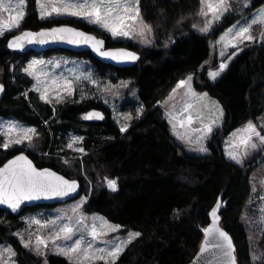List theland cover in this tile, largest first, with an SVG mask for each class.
Here are the masks:
<instances>
[{"label": "trees", "instance_id": "obj_1", "mask_svg": "<svg viewBox=\"0 0 264 264\" xmlns=\"http://www.w3.org/2000/svg\"><path fill=\"white\" fill-rule=\"evenodd\" d=\"M239 1L209 33L202 34L193 29L201 21L200 0H139L140 14L153 31V44L138 50L140 58L131 67L102 64L88 52H45L86 58L102 75L105 71L112 72L114 78L130 80L137 87L141 115L124 132L112 120L110 110L94 100H66L53 109L32 91L25 96L31 80L21 71L22 57L5 49L12 33L0 37V70L5 75L0 115L36 127V141L42 154L30 150L26 153L37 166H49L78 179L80 195L88 197L83 205L85 212L100 213L122 227L121 233H141L114 264H187L199 250L203 228L209 224L208 213L219 195L223 204L219 224L232 238L237 264H264L253 261L249 232L242 218L251 191L249 163L238 165L226 159L219 143L209 154L185 152L170 133L166 116L157 104L180 79L188 73H198L210 56L212 40L264 4V0H249L245 7L244 0ZM26 2L21 30L70 23L104 37L108 46L130 47L129 42L112 40L83 21L40 19L35 0ZM256 27L253 35L258 43L245 46L217 80L209 81L204 72L200 74L202 85L198 88L218 100L227 128L256 120L264 112V40L261 28ZM169 39L172 44L166 49L164 44ZM92 108L104 110L105 118L85 120L84 113ZM70 131L82 135V147L87 153L82 160L68 158L70 163H65L56 149ZM19 151L20 147L7 150L0 147V165ZM82 165L93 184L90 191L81 173ZM109 178L116 181L115 190L108 186ZM56 205L59 204L27 207L16 216L0 209V243L11 244L18 264H70L66 257L55 253L48 254L44 262L12 235V230L21 225L18 221L21 214ZM257 246L264 249V232L260 233Z\"/></svg>", "mask_w": 264, "mask_h": 264}, {"label": "snow or ice", "instance_id": "obj_2", "mask_svg": "<svg viewBox=\"0 0 264 264\" xmlns=\"http://www.w3.org/2000/svg\"><path fill=\"white\" fill-rule=\"evenodd\" d=\"M201 9L199 15L205 17L204 26L199 29L202 33H207L211 30L213 24L216 21L223 19L224 15L232 7L230 0H200ZM25 0H18L17 3H13V0H0V13H9L7 19L0 17V36H3L5 32H10L14 28L20 26V22L23 19L25 13L21 10L23 9ZM37 4L40 9V16L44 18L46 16H51L53 13L57 15L67 14L71 16H83L90 23L100 25L102 28L111 32L112 36L128 37L131 36L133 31H138L141 37H145V32H151L152 28L150 25L144 23L140 17V11L138 5L139 0H135V5L122 2V0H59V6L53 2V0H37ZM49 4L51 5L49 7ZM249 0H244V6L247 7ZM15 14L13 15V12ZM211 14V18L209 17ZM133 21L136 23L129 24L126 21ZM138 24V27H137ZM264 26V9L259 10V12L252 18L250 24L237 28L236 25L228 28L225 35L221 36V41H225L227 38V43L231 44L232 47H236L235 42H242L243 40L253 41L255 39L252 34L253 25ZM196 27V25H193ZM47 39H61L67 40L69 43L73 44H90L92 48L97 51L101 56L110 57L114 60H136L138 57L135 53L128 52L125 49H116L110 51H102L104 41L97 39L95 36L89 35L87 33L81 32L77 29L70 28L67 26H62L58 28H51L42 30L39 33L24 32L21 35L14 36L8 43L9 48H22L23 41L27 40L28 43L38 42L45 43ZM261 39L264 40V30L261 31ZM145 42L147 39L145 38ZM223 55V52L221 53ZM232 55H235L233 53ZM231 59V56L228 57ZM44 64L43 61L33 60L29 63L28 67L24 69L25 73L34 77L36 80V85L34 88L37 92L41 93L40 98L45 100V102L51 103L52 97L48 93L49 81L52 85H61V78L50 76L43 68L39 67ZM55 67L59 68L60 65L57 63ZM227 63L222 62L219 65L217 71H210L209 76L215 80L226 68ZM90 80L93 84L96 83L92 79L91 74H84L82 76L74 75L73 78H62V90L71 95L75 92L74 82L79 79ZM192 76L189 75L186 80H180L176 88L172 90L175 94L177 89L185 88V96H190L193 101L202 100L207 97V93L202 95L197 94L191 86ZM4 89L3 85H0V92ZM55 98L57 102L64 99V96L60 92L55 93ZM172 95L169 99H172ZM174 107V106H173ZM189 110H197L194 102H186L183 111L188 112ZM139 111H142L140 109ZM222 110L220 115H222ZM170 119L169 123L172 124L174 134L178 139L186 141L187 143H193L192 137L186 131L181 134L175 132L176 124L173 123L175 117L172 113H168ZM93 117L103 119L101 113L92 112L85 115V119H92ZM131 119V113L126 117ZM187 124L191 125L193 123V115L189 112L186 118ZM214 123V121H213ZM180 127H185V121H179ZM128 125L121 127V132L127 130ZM6 129L3 135L6 137L5 141L0 144V147L8 149L12 144H23L28 141L30 144L33 141V136L38 135L35 128L24 127L18 122L9 121L4 125ZM211 124L206 125L202 129H194L193 131L201 132L204 135L196 137L195 142L199 144L197 149L200 152H207L208 149L203 143L204 136L212 132ZM244 135L241 136L239 145L244 146L245 151L243 155H247V149H257L258 145L252 142L253 136L259 138L260 144L264 145V135L261 134L260 130H257L255 124L249 121L246 128L243 130ZM236 135V134H233ZM82 140V137H73L72 143L68 144L69 148L73 147V144ZM234 147H236L234 145ZM83 152V148L77 149ZM229 158L236 161L237 163H242V157L236 151H230L227 153ZM68 163V161H65ZM107 179V178H105ZM108 186L115 190L116 181L108 180ZM79 187L76 180L65 179L64 176L58 175L57 173L51 171L50 169H37L31 160L27 156L21 153L20 155L9 160L7 163L0 167V204H6L13 212L20 208L24 201H31L34 199H39L43 197L51 196H68L70 193L75 192ZM255 191V189H253ZM88 197L84 196L79 202L71 207L70 211L73 216H66L62 214L58 216L57 220H62L67 218L66 223L61 224L54 233L50 234L47 239L37 236L36 244L34 247L31 246V241H25L21 237V242L25 248L34 250L37 254L41 253V246L47 248L48 241L53 242L54 249L58 254L66 256L70 264H93L96 260H104L107 264L108 258H111L113 264L118 258L119 254L124 250V248L130 244L135 238L141 236L140 232H129L126 240H117L115 242L103 240L104 236H107L110 232H115L119 230V225H110L107 221L101 220L99 224L96 223L95 218L91 225L85 223L87 217L83 214V205L87 202ZM264 199V197H261ZM221 204L217 201L216 207H214L210 213L213 218L212 224L204 229L205 241L204 245L201 247V253L209 251V248L214 250V264H236V258L234 255L235 247L232 243V238L229 234L222 228L218 227L217 221V211ZM264 213V208L260 210ZM74 218V223H73ZM49 222L45 221L44 224L47 225ZM53 226H56V220L50 222ZM29 224L40 225L41 221L39 219L32 218L29 220ZM83 230V231H81ZM77 233L80 235L77 237ZM85 234L90 239H86ZM63 239L66 242H71L65 244V246H60L56 244L57 240ZM101 241L104 243L105 247H97L96 242ZM5 254L7 259H5ZM17 253L11 246L0 245V264H15L13 257Z\"/></svg>", "mask_w": 264, "mask_h": 264}, {"label": "rangeland", "instance_id": "obj_3", "mask_svg": "<svg viewBox=\"0 0 264 264\" xmlns=\"http://www.w3.org/2000/svg\"><path fill=\"white\" fill-rule=\"evenodd\" d=\"M17 2L18 0H13V3H17ZM35 2H36L38 16L40 19L44 20V19L55 18V19H75L78 21H83L84 23H87L88 25H93L97 31H99L100 33L106 34L112 40L119 39L125 42H129L130 48H134L137 51L141 49L142 47H148L153 44V31L151 32L146 31L145 37H141L138 31H135V30L133 31L132 35L128 37H121V36L114 37L112 36L111 32L102 28L100 25L90 23L88 19H86L83 16H71L67 14L57 15L53 13L51 16H46L44 18H41L40 9H39V5L37 4V0H35ZM53 2L56 3L57 6H59V0H53ZM122 2L135 5V0H122ZM230 3L232 7L230 8L229 11H233L234 3H240V1L230 0ZM26 6H27V2L25 0L24 7L23 9H21L25 14H26ZM50 6L51 5L49 4V7ZM261 9H264V4L254 9L249 14L238 19L234 23H232L221 34H219L214 40H212L211 42L212 48H211L210 56L204 62V64L200 67L199 69L200 72L198 71V73H188L184 78L180 80H186L187 77L191 75L192 80L190 83H191L192 89L197 94H200V95H202L203 93H207L206 91L199 90L198 88L199 86L202 85V75H200L202 72H204L203 75H205V77L209 81L213 82L217 80L225 70L215 80H213L209 76L210 71H217L219 69V65L222 62L227 63L229 65L230 62L245 48V46L258 43V40H256V38L253 41H248V40H243L242 42L234 41L233 43H236L237 46L232 47L231 44L227 43V38L225 39V41H221V36H224L227 29L232 27L233 25H236V27L239 28V27L245 26L246 24H250L252 21V18L256 16V14ZM14 14H15V11L13 12V15ZM8 16H9V13H0V17L4 19H7ZM140 17L142 21L146 23L145 20L142 18L141 14H140ZM208 18H211V14H209ZM205 19H206L205 17L201 16V21L194 24L196 25V27H193V29L196 32L202 33L199 31V29L204 26ZM126 23L133 24L136 22L129 20V21H126ZM256 26L261 28V31L264 30V26H261L258 24L253 25L252 34H254L255 32V29L257 28ZM137 27H138V24H137ZM19 31H21L20 27L14 28L10 32L6 31L5 34L12 33L11 35H14L18 33ZM207 33H202V34H207ZM145 38L149 42H145ZM171 44H172V39H169L165 42L164 46L166 49H168L170 48ZM222 52H223V55H221ZM233 53H235V55H232ZM20 55L22 57L21 59H19L21 61L20 63L21 71L31 80V85L24 92L25 96L28 95L29 91H32L35 95H37L40 101H42L43 103L49 104L53 109H57V106H59L62 102L66 100L75 101V102L77 101L79 102L82 100H88V99L94 100L95 102L100 103L101 105H103L104 107L110 110V115H111L112 120L117 125H119L120 129L124 125L130 126L132 120L134 118H138L141 115V111H139L141 109V105L138 103V99H137V91H138L137 87L133 86L130 80H124V79L121 80V79L114 78L113 76L115 74L112 72L105 71V74L102 75L99 72V70L95 68L94 64L86 58H83L80 56H74V55H66V54L58 53V52L51 53V54H46L45 52H42V53L29 52V53H24ZM229 56H231V59H228ZM33 60L43 61L44 64L40 65L39 67L43 68L47 73H49L50 76L61 78V85H62V78H73L74 75L82 76L84 74H89V73L91 74L92 79L96 81V83L93 84L90 80H86L83 78L79 80H75L74 82L75 92L71 95H68L67 92L62 90L61 85H52L51 82L49 81L47 94L50 97H52V102L51 103L45 102V100H42L40 98L41 93L37 92L34 88V85H36V80L34 79V77L28 75L24 71V69L28 67L29 63H31ZM57 63L60 65L59 68L55 67ZM3 76H5L4 71L0 70V82L2 83H4ZM177 83L168 91V93L161 100H159L157 104L163 110L166 116V120L168 122V129L170 133L173 135V137L175 138V140L178 142L180 147L189 154L205 155V154L212 153L213 148H216L217 143H219L226 159L238 165H243L244 163L246 165L247 163H249L247 167L249 168L251 167V171L248 176V181H249L251 191H250L249 198L247 201V206H246L247 210H245V214L243 215L242 218L249 232V242L251 244V256L253 257V261L256 262L257 260H260L264 262V249L262 247L257 246L259 242V235L261 232H264V213L260 211L262 208H264V199H261V197H264V145L260 144L258 137L253 136L252 142L257 143L258 147L257 149H251L250 147H248L247 155H243L245 151L244 146L239 145L240 138L241 136L244 135L243 130L246 128L249 121L255 124L257 127V130H260L261 134L264 135V112L263 114L258 116L256 120H248L242 124L227 128L225 126L224 110L216 98L210 96L207 93V97H204L202 100L193 101L190 96L184 95L186 89L183 87L180 89H177V92L173 94L172 90L176 88ZM56 92H60L61 95L64 96V99L57 102L55 98ZM170 95H172L173 97L172 99H169ZM186 102H194L195 107L196 109H198V111L197 110H189L188 112L183 111ZM221 110L223 113L222 115H220ZM189 112H191V114L193 115V123L191 125H188L187 120H186L187 116L189 115ZM129 113H131V119L126 118ZM168 113H172V115L175 117V119L173 120V123L176 124L175 132H179L183 134L187 131L188 134L192 137L193 143L189 144L186 141H182L177 138V136L174 134L172 124L169 123L170 117ZM180 120L185 121V127L183 128L180 127V124H179ZM9 121L18 122L20 125L24 127H30V128L36 129L35 126L25 124L11 117H2L0 115V144H2L6 139V137L3 135V132L6 130L4 128V125H6ZM209 124H211L213 130L210 134L205 135L203 139V143L205 147L208 149V151L200 152L197 150L199 148V144L196 143L195 140L197 136L204 135V134L201 132L193 131V130L202 129L206 125H209ZM233 134H236V135H233ZM37 137L38 135L33 136V141L31 144L28 141H25L23 144H12L9 146V148L20 147L22 151L26 152L27 150H30L33 153H38L39 155H41L42 153L38 150L39 144L36 141L38 139ZM73 137H82V135L74 131L68 132L64 138V141L60 143L58 148L56 149V152L60 151L59 156L61 157V160L64 162L68 161V163H70V160L68 158H77L79 160H82L84 155L87 153L86 150L82 147V140L74 143L72 148L68 147V144L72 143ZM216 138L218 139V142H216L215 144L214 140ZM234 145L236 147H234ZM79 148H83L84 151L83 152L78 151L77 149ZM4 150H7V149H4ZM63 151L65 152L67 151L68 154L67 155L61 154ZM230 151H236L238 154H240L243 162L237 163L236 161L230 159L227 154ZM260 158L261 160H259ZM81 173L83 177L85 178L84 180L87 183L86 186H88L89 191H90L93 184H92L90 177L85 172V168L83 165H82ZM108 180H112V179L109 178ZM253 189H255V191H253ZM84 196L85 195H80L78 198L72 201H68V202L56 205L52 208H37L28 213L21 214L18 220L20 221L21 225L19 227H15V229L12 230V235L21 244H22L21 237H23L25 241L30 240L31 246L34 247L36 244L37 236H41L47 239L50 234L58 230V227L61 224L68 222L66 217L65 219H62V220H57L56 218L58 216H61L62 214H66V216H73L72 212L70 211L71 207L74 206L77 202H79L81 198ZM82 211H83L84 216L87 217V220L85 221V223L89 225H91L93 218H95L97 224H99L101 220H104V221H107L108 224L110 225H117V224H114L108 221L100 213H97V212L88 213V212H85L84 209H82ZM32 218L39 219L41 221V224L40 225L29 224V220ZM53 220H56V226H53L50 223ZM45 221H48L49 223L45 225L44 224ZM73 223H74V218H73ZM121 229L122 227H120L119 230L115 232H110L107 236H104L102 239L111 241V242H115L117 240H126L129 232L131 231L127 233H121ZM79 235L80 233H77V237ZM85 237L86 239H90V237H87L86 234H85ZM68 243H71V242L70 241L66 242L62 238L56 241V244L60 246H65V244H68ZM0 245H3L5 247L11 246V244L7 242L0 243ZM96 246L105 247L104 243H102L101 241H97ZM127 246L124 248V250L127 248ZM26 249H28V251H30L33 255L40 257L44 262H46V257L48 254L50 253L58 254L57 251L54 249L53 242L51 240L48 241L46 249L44 248V246H41L40 251L43 254H37L36 251L30 250L29 248H26ZM256 256H259V258ZM5 259H7L6 254H5ZM13 260L15 261V264H18L16 260V256L13 257ZM97 261H104V260H96L94 262H97ZM108 262H112L111 258H108Z\"/></svg>", "mask_w": 264, "mask_h": 264}, {"label": "water", "instance_id": "obj_4", "mask_svg": "<svg viewBox=\"0 0 264 264\" xmlns=\"http://www.w3.org/2000/svg\"><path fill=\"white\" fill-rule=\"evenodd\" d=\"M62 26H67L70 28H74L77 29L81 32L87 33L89 35L95 36L97 39L103 40L104 44H103V48L102 51H110V50H116V49H125L128 52H132L135 53L136 56L138 57V59L136 60H114L110 57H104L101 56L97 51H95L92 46L90 44H73V43H69L67 40H61V39H47V41L45 43H38V42H33V43H28L27 40L23 41V47L22 48H9L8 47V43L9 41L14 37V36H18L21 35L24 32H32V33H39L42 30H46V29H51V28H58V27H62ZM5 49L13 51L15 53H19V54H24V53H29V52H33V53H42V52H46V51H53V50H67L73 53H81V52H88L90 53V55L98 60L100 63L102 64H106V65H110L113 67H117V68H125V67H131L133 66L140 58V53L134 49V48H130V47H126V46H108L106 43V40L104 37L96 35L94 32L92 31H87L81 27L75 26L73 24L70 23H58V24H53L51 26H46V27H40L38 29H30V28H25L22 29L21 31H19L18 33L14 34V35H10L5 43ZM0 85L4 86V89L2 92H0V103L3 99L4 96V90H5V85L4 83L0 82ZM92 112H98L101 113L103 116V119L105 117L104 111L100 108H92L87 110L84 113V117L87 113H92ZM87 121H100L102 119L93 117L92 119H85ZM21 153H23V155L27 156L29 160L32 161L33 165L37 168V169H50L51 171L57 173L58 175H62L65 177V179L68 180H76L78 182L79 187L77 188V190L75 192L70 193L68 196H51V197H41L39 199H34L31 201H24L20 208L17 209L15 212H13L11 210V208H9L6 204H0V209H3L9 213H11L12 215H19L25 208L27 207H33V206H38V205H55V204H61V203H65L68 201H72L76 198H78L81 194V185L78 179H72L69 178L67 176H65L63 173L55 170L52 167L49 166H43V167H39L36 165V163L33 161V159L25 152V151H19L13 155H11L10 157H8L3 163H1L0 167H3V165L5 163H7L9 160L13 159L14 157L20 155ZM261 160V158L259 159ZM117 188V185H116ZM217 201L220 202L221 206L220 208L223 206V204L221 203V195H219ZM216 203L214 204V206L210 209L208 216H209V224L203 228V239L201 241L200 247L198 252L196 253V255L187 263V264H214V250L209 248V251L201 253V247L204 245V241H205V234H204V229L208 228L212 222H213V218L210 215L212 209L214 207H216ZM217 211V216L219 217V210ZM219 219L217 221V225L218 227L222 228L219 224ZM223 229V228H222ZM224 231H226L225 229H223ZM227 232V231H226ZM228 233V232H227ZM229 234V233H228ZM230 236V234H229ZM231 237V236H230ZM233 243V241H232ZM234 245V243H233ZM235 247V245H234ZM235 255V252H234ZM237 264V262H236Z\"/></svg>", "mask_w": 264, "mask_h": 264}, {"label": "flooded vegetation", "instance_id": "obj_5", "mask_svg": "<svg viewBox=\"0 0 264 264\" xmlns=\"http://www.w3.org/2000/svg\"><path fill=\"white\" fill-rule=\"evenodd\" d=\"M67 51V50H66ZM70 52V51H69ZM33 53V52H32ZM73 53V52H72ZM104 111V110H103ZM104 114H105V116H106V112L104 111ZM105 118V117H104Z\"/></svg>", "mask_w": 264, "mask_h": 264}, {"label": "crops", "instance_id": "obj_6", "mask_svg": "<svg viewBox=\"0 0 264 264\" xmlns=\"http://www.w3.org/2000/svg\"><path fill=\"white\" fill-rule=\"evenodd\" d=\"M260 7V6H259Z\"/></svg>", "mask_w": 264, "mask_h": 264}]
</instances>
